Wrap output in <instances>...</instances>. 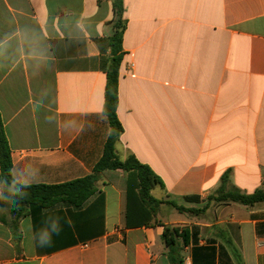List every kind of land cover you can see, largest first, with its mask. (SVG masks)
I'll return each mask as SVG.
<instances>
[{
    "label": "crops",
    "instance_id": "obj_1",
    "mask_svg": "<svg viewBox=\"0 0 264 264\" xmlns=\"http://www.w3.org/2000/svg\"><path fill=\"white\" fill-rule=\"evenodd\" d=\"M121 3L120 19L115 0H0L11 174L54 186L93 173L112 131L105 91L121 25L115 151L160 178L151 195L162 203L144 224L118 169L100 172L80 206L0 208V264H264V202L206 207L228 171L241 192L264 191V0ZM165 227L187 229V242L167 246Z\"/></svg>",
    "mask_w": 264,
    "mask_h": 264
},
{
    "label": "trees",
    "instance_id": "obj_2",
    "mask_svg": "<svg viewBox=\"0 0 264 264\" xmlns=\"http://www.w3.org/2000/svg\"><path fill=\"white\" fill-rule=\"evenodd\" d=\"M116 15L122 17L121 0H115ZM110 37L112 48V64L107 73V85L105 91L104 114L107 117L111 134L106 143L104 154L101 160L94 167L93 173L85 178L78 179L65 184L47 186L34 185L22 186L13 180L11 174L12 160L8 140L4 131L2 118L0 115V168L1 181L4 186V194L0 196V208L9 209L17 217L24 209L31 204H39L49 207L59 202H69L75 206H80L95 192V182L99 178L100 172L104 170H123L129 174L128 178V200L130 209H134V214L148 224L157 212V208L162 201L156 200L151 195V190L162 181L155 173L143 163L139 162L134 156H129L122 160L116 154L115 144L122 133L123 128L117 117L118 105V69L122 60V26H116ZM230 173L226 172L221 181L218 190L209 196L208 203H236L243 206H254L264 202V191L258 190L253 194H246L230 185ZM8 186L13 189L8 191ZM193 201H196L194 198ZM168 204L175 207L179 212H189L197 215L200 209H186L178 206L174 201H167ZM187 229L180 230L178 227H165L163 241L167 246L176 244V237L187 242Z\"/></svg>",
    "mask_w": 264,
    "mask_h": 264
},
{
    "label": "rangeland",
    "instance_id": "obj_3",
    "mask_svg": "<svg viewBox=\"0 0 264 264\" xmlns=\"http://www.w3.org/2000/svg\"><path fill=\"white\" fill-rule=\"evenodd\" d=\"M226 187H227V188H230V184L227 183ZM12 189H13V188H12L11 186H8V188H7L8 191H11Z\"/></svg>",
    "mask_w": 264,
    "mask_h": 264
}]
</instances>
